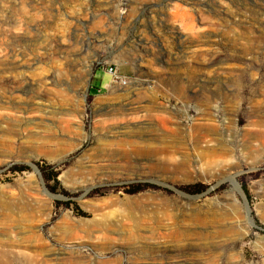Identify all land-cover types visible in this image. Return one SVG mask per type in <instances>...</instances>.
I'll return each instance as SVG.
<instances>
[{"label": "rangeland", "instance_id": "374dc122", "mask_svg": "<svg viewBox=\"0 0 264 264\" xmlns=\"http://www.w3.org/2000/svg\"><path fill=\"white\" fill-rule=\"evenodd\" d=\"M3 118L0 264H264V0H0Z\"/></svg>", "mask_w": 264, "mask_h": 264}, {"label": "bare ground", "instance_id": "6f19581e", "mask_svg": "<svg viewBox=\"0 0 264 264\" xmlns=\"http://www.w3.org/2000/svg\"><path fill=\"white\" fill-rule=\"evenodd\" d=\"M51 82V81H50ZM205 110V109H204ZM203 110V111H204ZM209 111V110H207ZM203 113V112H202ZM202 115V114H201ZM204 115V114H203ZM211 116V115H210ZM212 117V116H211ZM214 117V116H213ZM201 119V118H199ZM170 120V119H169ZM210 120V119H209ZM213 121V120H212ZM9 119L7 118H3V122L4 126L2 124H0V131H2L4 134L6 135H10L13 133V128L9 125ZM215 122V121H214ZM168 123V120L166 119H161V124H159V126L161 127V125H166ZM202 123V122H201ZM204 124V123H203ZM206 124V123H205ZM171 125V124H170ZM158 126V124L156 125ZM158 126V127H159ZM200 126V125H199ZM159 127V128H160ZM256 127V126H255ZM158 128V129H159ZM259 128V127H258ZM153 129V128H152ZM171 129V128H170ZM203 129V128H202ZM210 129V131L215 132L217 131L216 126L214 125H210V127L208 128V130ZM257 129V128H256ZM205 130V129H204ZM254 130V129H253ZM132 131V130H131ZM132 132H135V130H133ZM157 132V131H156ZM250 132V131H249ZM257 133V132H256ZM261 133V132H260ZM249 136V135H247ZM258 136H260L258 134ZM263 136V135H262ZM256 138V137H254ZM212 139V138H211ZM0 140H2L0 138ZM202 140V139H201ZM215 140V139H214ZM196 141V140H195ZM213 141V140H212ZM217 143V141H215ZM209 144V143H208ZM206 144V145H208ZM220 144V143H219ZM115 145H117V147L120 148L121 151H123L124 155L126 157H129L130 155H134L137 157H144V158H148V157H154L156 158V160L161 164V166L165 169H170L171 171H180L183 170L185 168V166L189 163H187V160L185 158H183V160L179 161L176 164H173L174 160L172 158V153H176L178 151V147L176 146H167V145H162V146H155L150 142H136L134 140H128V139H121L117 142H115ZM197 145V144H196ZM212 145V144H211ZM199 147V145H198ZM207 148V147H206ZM216 148V147H215ZM204 150V149H203ZM215 150V149H214ZM213 150V151H214ZM217 151V150H216ZM210 154V153H209ZM214 155V154H213ZM217 157V156H215ZM190 159V158H189ZM215 159V158H214ZM158 164V163H157ZM159 164V165H160ZM188 166V165H187ZM228 176V175H227ZM226 177V176H225ZM223 178V177H222ZM227 180L233 184V186H235L236 188V184L234 182V179L229 176V178H227ZM222 181V180H221ZM227 181V182H228ZM234 188V189H235ZM47 194V192H46ZM52 199L54 198L53 196H50ZM10 205L9 203H5L0 199V210L1 211H5L10 209ZM19 210L20 212H27V213H32L34 210L33 208L28 207L27 205L21 204L19 206ZM11 226H5L4 223L0 222V236L3 237L4 239L1 240L0 242V248L3 249H12L13 246V242L11 240ZM21 228V227H20ZM19 228V229H20ZM17 239V237H16ZM14 239V240H16ZM35 240V239H34ZM40 240V239H39ZM19 242V240H18ZM21 243V242H20ZM40 245V244H39ZM42 246V245H41ZM38 248V247H37ZM34 254V253H33ZM1 258V256H0ZM38 261V260H37ZM43 261V260H42ZM48 261V260H47Z\"/></svg>", "mask_w": 264, "mask_h": 264}, {"label": "trees", "instance_id": "16d2710c", "mask_svg": "<svg viewBox=\"0 0 264 264\" xmlns=\"http://www.w3.org/2000/svg\"><path fill=\"white\" fill-rule=\"evenodd\" d=\"M13 171H16V172L19 171V172H21L22 170L21 169H18V168H15V169H13ZM243 190H244L245 195L247 196L248 195L247 190L245 188H243ZM81 215L84 216L83 214H81Z\"/></svg>", "mask_w": 264, "mask_h": 264}, {"label": "water", "instance_id": "95a60500", "mask_svg": "<svg viewBox=\"0 0 264 264\" xmlns=\"http://www.w3.org/2000/svg\"><path fill=\"white\" fill-rule=\"evenodd\" d=\"M246 211H247V215H248L249 214L248 208L246 209Z\"/></svg>", "mask_w": 264, "mask_h": 264}]
</instances>
